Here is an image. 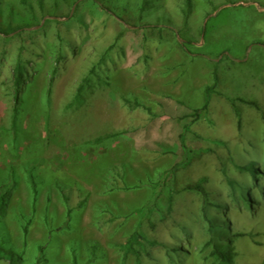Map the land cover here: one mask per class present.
I'll use <instances>...</instances> for the list:
<instances>
[{
	"label": "rangeland",
	"instance_id": "374dc122",
	"mask_svg": "<svg viewBox=\"0 0 264 264\" xmlns=\"http://www.w3.org/2000/svg\"><path fill=\"white\" fill-rule=\"evenodd\" d=\"M9 23L23 29L0 35V189L14 182L0 246L20 264L40 246L44 264H136L120 246L139 230L157 243L141 264H220L213 236L230 264H264V0H0ZM249 165L255 176L237 169Z\"/></svg>",
	"mask_w": 264,
	"mask_h": 264
},
{
	"label": "trees",
	"instance_id": "16d2710c",
	"mask_svg": "<svg viewBox=\"0 0 264 264\" xmlns=\"http://www.w3.org/2000/svg\"><path fill=\"white\" fill-rule=\"evenodd\" d=\"M189 0H186V3H188ZM221 10V9H220ZM220 10H217L219 12ZM23 27L18 26L13 28L11 24L9 23L6 28L0 27V35L3 36H10L15 32H18L19 30H22ZM180 48L183 51H186L185 46L181 43H179ZM102 60V59H101ZM100 60L99 64L102 62ZM95 66L93 65L86 75L82 78L80 83L78 84L75 93L73 95L72 104H80L83 101V92L88 90L90 84L92 81L97 79V75L95 73ZM25 81V66L21 60V56L18 55L15 65L12 70V79H11V90H12V98L14 102V108H13V119H15L16 115L18 114L20 110V106L22 104L21 100V90L22 86ZM217 85V79H214L213 85L210 87H206L204 91V105L200 110L195 111V116H198V113L200 111H204L207 109L208 103H209V95L211 92L214 91L215 87ZM124 103L128 106V108L134 110V109H144L149 114L151 113L150 108L146 107L144 104L137 100H130V99H124ZM126 132H114V133H108L100 135L93 140L89 141L88 143L91 145H101L104 144L107 141H110L112 139H115L119 136L124 135ZM240 171L248 172L251 176H255L257 170L254 168L253 165H249L246 167H237ZM172 176V171H168L165 173L164 178H168ZM14 186V182H10V184L3 185L0 189V214L3 212L7 201V195L11 191L12 187ZM33 190L35 192V185L32 184ZM184 190H196L201 191L200 186L195 187H185ZM177 193V192H175ZM173 202V196L170 194L167 197V212L171 211V205ZM154 206H150L147 208L146 214H150L154 210ZM143 209H139L138 212H143ZM22 225L21 230L23 233V236L26 237L28 234V227L31 222L30 218L23 217L22 218ZM209 222V230L210 232H213V228L216 226ZM213 236L208 242H206L205 247H210L211 252L210 256L213 257L216 261H218L220 264H230L232 261V256L228 253L225 246L220 243V241L214 239ZM156 246V242H150L145 239V237L141 234L139 230H134L129 237L127 238L126 242L120 246V249L123 253V259H126L129 255L134 256L136 258V264H141V261L139 260V251L138 249L143 248V246ZM23 260L22 255L10 251H6L2 246H0V261H5L7 264H20ZM46 262L45 256H44V247L40 246L37 248V257H36V263L35 264H44ZM75 264V263H74Z\"/></svg>",
	"mask_w": 264,
	"mask_h": 264
}]
</instances>
